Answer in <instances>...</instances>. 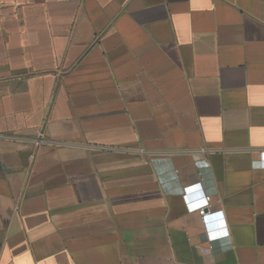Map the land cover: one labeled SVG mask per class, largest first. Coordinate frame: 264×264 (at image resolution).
Here are the masks:
<instances>
[{"label":"crops","instance_id":"1","mask_svg":"<svg viewBox=\"0 0 264 264\" xmlns=\"http://www.w3.org/2000/svg\"><path fill=\"white\" fill-rule=\"evenodd\" d=\"M261 152L264 0H0V264H264Z\"/></svg>","mask_w":264,"mask_h":264},{"label":"built area","instance_id":"2","mask_svg":"<svg viewBox=\"0 0 264 264\" xmlns=\"http://www.w3.org/2000/svg\"><path fill=\"white\" fill-rule=\"evenodd\" d=\"M261 157L264 158V152H261ZM198 165H201L202 164V161H198L196 162ZM262 166H264V162L262 163ZM199 212L200 213H203V210L202 209H199Z\"/></svg>","mask_w":264,"mask_h":264}]
</instances>
